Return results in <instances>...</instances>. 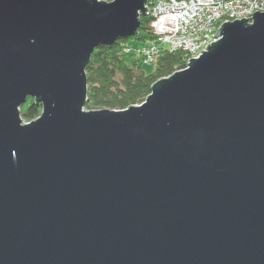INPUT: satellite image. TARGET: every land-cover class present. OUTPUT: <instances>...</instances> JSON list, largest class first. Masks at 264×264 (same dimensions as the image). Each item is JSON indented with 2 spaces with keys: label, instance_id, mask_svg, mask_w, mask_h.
Instances as JSON below:
<instances>
[{
  "label": "water",
  "instance_id": "95a60500",
  "mask_svg": "<svg viewBox=\"0 0 264 264\" xmlns=\"http://www.w3.org/2000/svg\"><path fill=\"white\" fill-rule=\"evenodd\" d=\"M147 1L0 0V264H264V12L142 105L86 109Z\"/></svg>",
  "mask_w": 264,
  "mask_h": 264
},
{
  "label": "trees",
  "instance_id": "16d2710c",
  "mask_svg": "<svg viewBox=\"0 0 264 264\" xmlns=\"http://www.w3.org/2000/svg\"><path fill=\"white\" fill-rule=\"evenodd\" d=\"M152 19L150 14L141 15L140 27L134 37L119 39L112 45H100L94 50L86 70V109L123 110L141 105L156 81L187 67L190 56L182 50L162 48L152 72H147L137 58L129 60L128 54L123 53V46L132 38L144 41L157 39L151 28ZM41 113L42 104L32 97L21 107L25 122L37 119Z\"/></svg>",
  "mask_w": 264,
  "mask_h": 264
},
{
  "label": "built area",
  "instance_id": "2783aa9c",
  "mask_svg": "<svg viewBox=\"0 0 264 264\" xmlns=\"http://www.w3.org/2000/svg\"><path fill=\"white\" fill-rule=\"evenodd\" d=\"M147 7L153 33L168 49L182 50L194 58L218 39L214 33L225 21L245 17L251 22L255 11L264 12V0H148ZM161 49L143 46L136 52L145 62L154 63ZM130 50L123 46V53Z\"/></svg>",
  "mask_w": 264,
  "mask_h": 264
},
{
  "label": "rangeland",
  "instance_id": "374dc122",
  "mask_svg": "<svg viewBox=\"0 0 264 264\" xmlns=\"http://www.w3.org/2000/svg\"><path fill=\"white\" fill-rule=\"evenodd\" d=\"M106 1H109V0H106ZM153 45L161 47V48H167L168 49L167 44L164 43L163 40L160 39V38H157V39H154V40H147V41L138 40V39L132 38L130 40V42H128L126 44V48L128 47V48L131 49L130 52L128 53V55H127L128 59L131 60L132 58H137L139 63H140V65L147 72H152L155 69V64L154 63L145 62L144 56L140 55V54H137L136 49H140L143 46L150 47V46H153Z\"/></svg>",
  "mask_w": 264,
  "mask_h": 264
},
{
  "label": "clouds",
  "instance_id": "9594fccd",
  "mask_svg": "<svg viewBox=\"0 0 264 264\" xmlns=\"http://www.w3.org/2000/svg\"><path fill=\"white\" fill-rule=\"evenodd\" d=\"M157 38H158V37H157ZM194 58H196V57H194ZM188 62H189V60H188ZM188 62H187V63H188ZM154 63H155V62H154ZM187 65H188V64H187ZM186 68H187V67H186ZM144 103H145V102H144ZM141 105H142V104H141Z\"/></svg>",
  "mask_w": 264,
  "mask_h": 264
}]
</instances>
